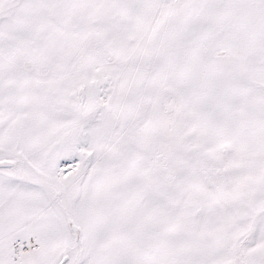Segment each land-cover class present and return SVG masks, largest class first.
<instances>
[{"label":"snow or ice","instance_id":"1","mask_svg":"<svg viewBox=\"0 0 264 264\" xmlns=\"http://www.w3.org/2000/svg\"><path fill=\"white\" fill-rule=\"evenodd\" d=\"M0 264H264V0H0Z\"/></svg>","mask_w":264,"mask_h":264}]
</instances>
